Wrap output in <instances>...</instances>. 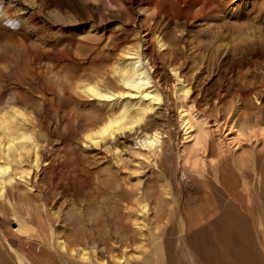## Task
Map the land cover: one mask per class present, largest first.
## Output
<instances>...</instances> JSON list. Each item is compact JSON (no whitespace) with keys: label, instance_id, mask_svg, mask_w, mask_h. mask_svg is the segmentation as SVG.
<instances>
[{"label":"rangeland","instance_id":"obj_1","mask_svg":"<svg viewBox=\"0 0 264 264\" xmlns=\"http://www.w3.org/2000/svg\"><path fill=\"white\" fill-rule=\"evenodd\" d=\"M135 53L152 77L149 98L120 80ZM211 110L234 129L210 137L214 152L201 157ZM246 111L260 121L247 127ZM123 114L124 129L100 136ZM4 119L25 120L29 139L16 143L38 144L40 157L30 184L17 177L0 196V252L24 257L15 264H51L76 219L70 212L85 219L90 209L142 228L129 248L138 264H264L258 176L243 209L213 190L219 150L251 168L249 147L264 143V0H0V149ZM154 135L160 142L150 146ZM12 162L6 175L18 169Z\"/></svg>","mask_w":264,"mask_h":264},{"label":"bare ground","instance_id":"obj_2","mask_svg":"<svg viewBox=\"0 0 264 264\" xmlns=\"http://www.w3.org/2000/svg\"><path fill=\"white\" fill-rule=\"evenodd\" d=\"M128 59L134 60L133 63L136 64V67L134 68L132 64H128L127 67H125L122 70L120 74V80L122 86L125 89H128L127 92L130 94H144L145 98H149L151 96V92L148 91V89H151L149 85L151 83L150 78H152L148 74L149 71L147 70V68H145L146 66L144 64L141 65L138 64V62L141 59L138 53L130 54L128 56ZM87 90L94 91L92 88H88ZM142 90L145 91L142 92ZM93 96L99 98H105L109 95L102 94L100 92H95ZM153 97L155 100H160L158 95H155ZM186 97H187V91L184 93L183 98L186 99ZM144 113L145 112L142 111L139 114L138 120L142 119L141 116ZM245 114L246 116L244 119V123L247 124V127H250L254 123V119H255L254 115L260 121V116L259 115L257 116L256 112L246 111ZM204 115H207L206 112ZM229 115L230 113H228L227 117ZM12 116H14L15 119L17 118L14 115V113L12 114ZM231 116H233V114ZM125 118L126 115L123 114L118 119L109 120V122H106V124L108 125L103 126V128L99 132L100 136L104 135L109 130V128L113 127L115 124H118L117 125L118 131L124 129V127L127 126L125 124H122V121ZM206 118L207 119L205 120V122H203V125L207 126L208 128L206 127L207 128V130L205 129L206 132L200 138H197L198 145H201V149L199 150L201 153V157H203L206 151L213 154L215 147L214 146L215 144H213L211 139L213 136H218L221 138V136L224 134L225 129L229 130L228 131L229 133H233L232 130L234 129L233 126H229L228 118L224 120L223 118L225 117H222L218 113L214 114L213 110L210 111V114L206 116ZM23 120L21 121L24 122L25 120L24 121ZM21 121L19 122L20 125L17 124L12 125L11 119H4L3 121V123H6L7 132L4 133V135L6 136V139L8 141V146L5 149H0V161L2 160L5 165V166L0 165V196L5 195L7 187L12 186L13 183H15V181L17 180V177L18 179L26 178L25 179L26 185L30 184L28 178L31 175H33L34 168L38 167V162L40 161L39 152L37 150L38 144L35 145L34 142H32L33 144L30 145H25L24 142H23L24 145L21 142H20L21 144L20 143L17 144L18 143L17 141L19 139L20 141L21 140L23 141V139H29L27 138L28 137L27 135H25L24 133H20L23 130V129L20 130L22 124ZM190 127L192 128V126ZM240 133L242 136L243 133L242 132ZM87 138L88 141L91 142V144L93 145H97L101 141V140L97 141V136L95 137L92 135H88ZM145 140L148 142L150 146H153L154 144L160 142L157 135L150 137L147 136ZM31 141H33V139ZM256 146L257 145L254 146L251 145L248 150L249 152L247 155L248 162L253 165V167L251 168L249 164L237 166L233 163L232 160L229 161L230 159L229 156L231 153L229 149L219 150V153L217 155L218 159L217 162L215 163V167L213 168L215 169V173L218 178V185H215L213 190L215 191L216 198L219 201L221 202L224 201L223 199L224 196H227L229 198V204L225 207L243 209L244 201L246 200V198H248L251 194L254 193L260 198H263L264 143L260 147H256ZM30 152H32L33 154L32 156L34 157V159L31 161L32 162L31 167L29 169L22 168L24 164L23 157L26 156L27 154H30ZM12 161L16 162V164L18 165L17 167L18 169L16 168L17 170H12L11 174L6 175L8 170H11L10 163ZM256 175L258 176L257 185L253 193L251 189V182ZM229 179L232 180V182H229L228 181ZM239 187L240 190H238ZM144 195L148 197L149 193L145 191ZM148 211L149 208L147 204L141 205V209L139 212L140 216L136 217L134 223L135 226L139 224L138 223L139 218L140 217L144 218L145 215L148 213ZM224 211L225 210L223 208V212ZM93 213L95 214V211L93 209H90L89 215L86 216L84 219L82 217H78L76 212L74 211L70 212V216L75 217L76 219L75 221L73 220L74 224H72V228L70 229L68 228L69 231L67 230L65 232V241L59 243L60 249L61 251H63V253L58 256H52L51 253L50 256H52V258L50 259V263L51 264H138L139 262L138 260L140 259L139 255L136 258L133 257L131 258L129 254L131 251H129V248L132 247L131 243L136 241L137 234L143 236L142 228L139 227L138 229L135 228V230H133V228L129 226L127 222H123L124 219H122V217H119L118 220L115 219L113 217L114 214L112 216H109L108 218H104V217H97L96 214L94 217ZM215 220L219 224L223 223L225 221L224 215L223 214L219 215V217L216 218ZM16 230L24 235L25 234L28 235L27 232L20 230L19 228H16ZM52 237H54L53 233L50 234L46 242L50 243ZM84 245L90 246L91 247L90 250L92 251L91 252L86 251ZM158 248L159 247L156 248L157 251L159 250ZM0 254H1L0 264H15V260L22 263V261L24 260V257L20 256L16 252L10 253L7 251L4 254L0 252ZM101 257L106 258V261L104 259L103 261H101L100 260L102 259ZM151 261L152 260H150V263Z\"/></svg>","mask_w":264,"mask_h":264}]
</instances>
